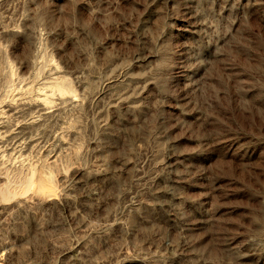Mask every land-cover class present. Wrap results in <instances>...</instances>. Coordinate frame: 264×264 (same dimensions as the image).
<instances>
[{
    "label": "rangeland",
    "instance_id": "obj_1",
    "mask_svg": "<svg viewBox=\"0 0 264 264\" xmlns=\"http://www.w3.org/2000/svg\"><path fill=\"white\" fill-rule=\"evenodd\" d=\"M0 55V264H264V0H0Z\"/></svg>",
    "mask_w": 264,
    "mask_h": 264
},
{
    "label": "bare ground",
    "instance_id": "obj_2",
    "mask_svg": "<svg viewBox=\"0 0 264 264\" xmlns=\"http://www.w3.org/2000/svg\"><path fill=\"white\" fill-rule=\"evenodd\" d=\"M4 59L0 55V135L6 136L7 133H12L13 129H19L8 136V141L4 140L1 142V145L4 147L0 146V149H5L10 145L14 149L22 141L28 142L30 139H36L34 136H31L32 131L40 127L51 116V112L48 109L50 96L47 88L40 87L37 88L36 93L32 97L20 100L18 103L8 101V99L13 100V96L8 94L14 90L15 85L10 84L13 70L7 68L8 62ZM12 85L13 87L11 88ZM60 98L66 102L72 101L70 96H60ZM21 172L20 169H14L10 172H0V178H6L7 180L6 184L0 186V194L2 196L9 195L19 189L9 181L11 178H16ZM33 172L35 171L32 168L26 169L25 174L28 186L32 181L31 176ZM37 175L39 182L36 185V190L42 191L46 187H49V177L42 175L40 170L37 171Z\"/></svg>",
    "mask_w": 264,
    "mask_h": 264
}]
</instances>
